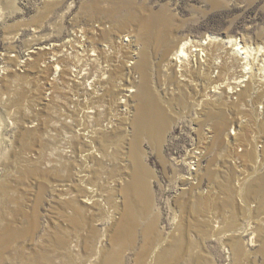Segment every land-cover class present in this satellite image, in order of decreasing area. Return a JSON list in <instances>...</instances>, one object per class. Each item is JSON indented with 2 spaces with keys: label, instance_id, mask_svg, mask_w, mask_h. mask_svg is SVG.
<instances>
[{
  "label": "rangeland",
  "instance_id": "rangeland-1",
  "mask_svg": "<svg viewBox=\"0 0 264 264\" xmlns=\"http://www.w3.org/2000/svg\"><path fill=\"white\" fill-rule=\"evenodd\" d=\"M154 16L166 19V45L148 25ZM73 17L106 20L139 36L149 67L144 84L158 99L159 124L137 133L136 116L131 138L117 135L112 153L101 146L106 158L85 166L89 191L104 201H71L83 186L75 184L84 170L77 168L80 161H64L56 152L48 163L43 154L35 156L33 151L45 148L44 139L10 123L29 94L22 85L27 80L13 75L0 83V264H264V151L259 162L257 139L251 137L264 136V121L255 119L258 96L248 89L238 103H204L199 124L211 134L200 139L205 156L193 179L183 159L190 139L177 136L215 62L240 57L228 41L264 46V0H0V52L15 49V37L29 36L32 28L41 30L42 39H64ZM189 39L207 43L209 61L197 65L201 73H192L182 96L165 95L163 80L168 87L175 80L166 67ZM234 66L223 67L219 80L232 75ZM215 116L224 119L221 130ZM233 125L240 129L236 141L247 149L240 171L227 143ZM105 175L113 182L101 183Z\"/></svg>",
  "mask_w": 264,
  "mask_h": 264
},
{
  "label": "built area",
  "instance_id": "built-area-1",
  "mask_svg": "<svg viewBox=\"0 0 264 264\" xmlns=\"http://www.w3.org/2000/svg\"><path fill=\"white\" fill-rule=\"evenodd\" d=\"M69 24L64 39H42L41 30L36 28L31 29L29 36L20 33L15 37V49L4 48L0 52V83L13 75L26 78L22 85L29 94L21 106L15 108L17 115L11 114L10 123L19 122L44 139L45 148H37L32 153L35 156L43 154L45 163L54 152L62 154L64 161L79 160L77 168L84 170L78 179L88 183L91 174L84 173L89 168L85 166L106 158L101 146L111 148L112 153L117 138L134 135L137 104L145 80L142 67L144 45L134 31L116 30L106 20L86 23L73 17L69 18ZM250 49L248 58L236 57L235 63L230 57L215 62L209 71L210 80L205 91L198 94L195 107L178 125L177 136L190 139L186 144L188 153L183 159L189 167L191 179L205 156V142L200 139L211 134L209 127L203 130L199 124L205 102L223 99L238 103L240 95L252 89L251 95L255 94L259 99L255 103V119L264 121V46ZM178 61L176 63L174 59V65L166 67L165 72L174 73L175 80L170 87L168 81L163 80L160 90L165 95L170 92L172 96H182L185 83L193 80L192 73H201L196 67H186ZM208 61L209 54L202 63ZM230 65L235 67L234 72L221 77L220 81L223 67L228 69ZM146 75H149V67ZM195 86L200 92L202 83L197 81ZM246 101L251 103L252 99ZM239 120L240 124L246 123L244 119ZM239 130L233 125L227 132V143L234 152L231 161L238 171L245 169L247 151L243 143L236 141ZM251 137L257 139L255 144L260 162L264 140L259 138L264 136L253 134ZM105 180L113 182L108 181L106 175L100 182Z\"/></svg>",
  "mask_w": 264,
  "mask_h": 264
},
{
  "label": "bare ground",
  "instance_id": "bare-ground-1",
  "mask_svg": "<svg viewBox=\"0 0 264 264\" xmlns=\"http://www.w3.org/2000/svg\"><path fill=\"white\" fill-rule=\"evenodd\" d=\"M133 17H135V15ZM136 19H137V17H136ZM132 20H135V18ZM148 25L151 27L152 34L154 35V37L157 38L161 44L166 45L167 44L166 43V41H167L166 19H161V17H159V16L158 17L154 16V17L150 18ZM143 32H144V30H143ZM192 41L193 40H191V39L185 40L183 42L181 41L180 44L178 45V47L176 48V50L173 54L172 60H171V62H169V64H172V66H173V64H174L173 61H174V59H176V61L179 60L178 62L182 63L186 67H190V65L193 67H198L197 65H199V63L201 64L204 61V57H206L205 45H207V43L199 44L198 42H194V41L192 42ZM228 42H230V44L233 47V53L232 54H237L240 56V58H243V57L248 58L247 53L250 52L251 46L242 45V43L238 42V41L230 40ZM199 47H202V49H198ZM147 62H148L147 56L143 53L142 63H143L144 73H146ZM139 101H140V103L138 104V107H140L139 121H138V115L136 118L137 119V123H136L137 133L144 132L148 127H149L148 129H151L152 131L157 130V126L159 124V119H158L159 111H158L157 107H155V105H156L155 101H158V99L155 97L153 91L148 88V85H146V83L143 86L141 99ZM223 120L224 119L222 118V116H218V117L215 116V122H216L219 130H221V128L223 127V124H224ZM124 177L126 178V176H124ZM70 184H72V183H67V185H69V188L68 187L67 188L70 190V192H72L73 191L72 185L70 187ZM75 184L80 185V187H81V185H83V186L81 187V190H79L80 191L79 193H75L73 191L74 193H73V195L71 194L73 196L71 201H79V200L83 199L82 201H84L85 203L94 204L95 202L105 200V198L96 199L95 198L96 195H94L95 191H92V192L89 191V188L87 187L86 182L78 181V183L75 182ZM75 184H73V185H75ZM73 187H75V186H73ZM76 189H77V187H76ZM99 189L102 193H104L101 188H99ZM113 190L114 189L112 188V189H110V191H107V192H112ZM65 192H67V191H65ZM68 192L66 194H68ZM107 195H108V193H107ZM81 197H82V199H81ZM87 198H88V200L86 201ZM250 240L253 241V237ZM109 263L110 262H108L107 264H109Z\"/></svg>",
  "mask_w": 264,
  "mask_h": 264
}]
</instances>
